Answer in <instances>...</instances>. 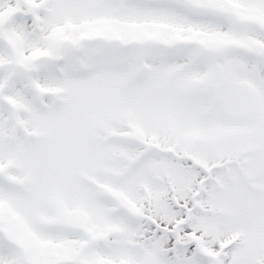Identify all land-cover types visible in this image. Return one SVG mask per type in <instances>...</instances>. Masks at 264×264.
Segmentation results:
<instances>
[{
    "label": "snow or ice",
    "instance_id": "1",
    "mask_svg": "<svg viewBox=\"0 0 264 264\" xmlns=\"http://www.w3.org/2000/svg\"><path fill=\"white\" fill-rule=\"evenodd\" d=\"M0 264H264V0H0Z\"/></svg>",
    "mask_w": 264,
    "mask_h": 264
}]
</instances>
